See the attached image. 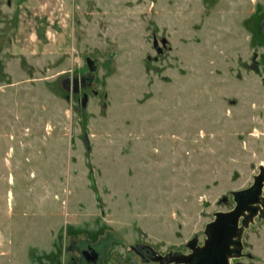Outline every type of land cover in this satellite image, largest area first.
I'll return each instance as SVG.
<instances>
[{
	"label": "rangeland",
	"instance_id": "rangeland-1",
	"mask_svg": "<svg viewBox=\"0 0 264 264\" xmlns=\"http://www.w3.org/2000/svg\"><path fill=\"white\" fill-rule=\"evenodd\" d=\"M263 68L264 0H0V264L201 245L264 169Z\"/></svg>",
	"mask_w": 264,
	"mask_h": 264
},
{
	"label": "water",
	"instance_id": "water-1",
	"mask_svg": "<svg viewBox=\"0 0 264 264\" xmlns=\"http://www.w3.org/2000/svg\"><path fill=\"white\" fill-rule=\"evenodd\" d=\"M263 182L264 169L260 166L258 174L254 176V181L251 186L232 193L235 206L230 211L216 212L214 219L206 224V237L203 245L193 247L196 239L190 240L187 246L192 252L189 255H181L180 258L176 259L177 262L182 264H229L228 259L232 252L230 244H240L239 240H233L234 237L239 235V218L241 216L246 218L253 217L256 214L258 204L261 202L264 203V198L261 199L260 196ZM259 210L262 212L261 208ZM244 212H248L249 214L245 216ZM242 222H244V219H242ZM172 255L155 257L153 260H159L161 264H166L167 261L173 258ZM94 259L95 255H92L91 260Z\"/></svg>",
	"mask_w": 264,
	"mask_h": 264
},
{
	"label": "flooded vegetation",
	"instance_id": "flooded-vegetation-1",
	"mask_svg": "<svg viewBox=\"0 0 264 264\" xmlns=\"http://www.w3.org/2000/svg\"><path fill=\"white\" fill-rule=\"evenodd\" d=\"M230 210H231V209H230ZM230 210H228V211H230ZM218 212H223V211H218ZM225 212H226V211H225ZM255 213H256L255 215H257L258 213H261L260 210H259V207H256V212H255ZM248 214H249L248 212H244V215H245V216H247ZM255 215H254V216H255ZM213 219H214V218H213ZM242 219L245 220V219H248V217L246 218V217L241 216V217L239 218L238 225H239V223H241ZM237 237H238V236L234 237L233 240H239ZM239 241H240V240H239ZM188 242H189V241H188ZM188 242H187V243H188ZM203 242H204V241H203ZM203 242H202L201 245H197V240H196V243L193 244V247H199V246H202V245H203ZM187 247H188V246H187ZM241 247H242L241 242H240V244H234V245H233V244H230V249L232 250V252H231V256H232V255L240 256V255H241ZM188 249H189V247H188ZM235 250H236V252H235ZM191 252H192V250L189 249V252H188L187 255H189ZM237 252H238V253H237ZM134 253L137 254L139 257H141V258H143V259H146V260H153V259H155V257H157L156 255H154V254L152 253V251H151L147 246H144V245H138V246L135 248ZM79 254H80V256L82 257V259H84V261H85L86 263H88V264H90V263L92 264V263L96 262V260H97V258H98V253L95 252L94 249H93L92 247H90L89 245H86L85 248H81V249L79 250ZM92 255H95V259H94V260H91ZM172 256H173V258H174L173 262L177 261V260H176L177 258H180V256H178V255H172ZM166 264H168V261L166 262ZM181 264H182V263H181Z\"/></svg>",
	"mask_w": 264,
	"mask_h": 264
}]
</instances>
